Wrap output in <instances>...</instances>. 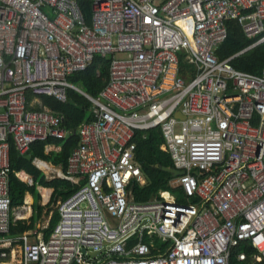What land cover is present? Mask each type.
Returning <instances> with one entry per match:
<instances>
[{
  "label": "built area",
  "instance_id": "1",
  "mask_svg": "<svg viewBox=\"0 0 264 264\" xmlns=\"http://www.w3.org/2000/svg\"><path fill=\"white\" fill-rule=\"evenodd\" d=\"M230 20L260 38L220 60ZM262 44L264 0H0V264H232L243 243L258 252L251 264H264V69L232 64ZM98 56L110 76L93 96L70 76ZM70 89L92 103L76 130L42 100L66 103ZM155 128L186 170L173 186L195 202L169 191L135 201L133 183L146 184L135 138ZM72 135L58 175L78 189L59 201L51 236H10L25 217L12 206V147L26 156ZM154 236L167 242L156 256Z\"/></svg>",
  "mask_w": 264,
  "mask_h": 264
},
{
  "label": "trees",
  "instance_id": "2",
  "mask_svg": "<svg viewBox=\"0 0 264 264\" xmlns=\"http://www.w3.org/2000/svg\"><path fill=\"white\" fill-rule=\"evenodd\" d=\"M87 13L90 16V8H87ZM228 36L225 42L218 48L216 55L220 60L232 57L244 51L252 44L257 42L260 37L248 38L241 25L236 20L227 22ZM111 60L98 56L95 62L89 66L85 71L76 72L70 76V80L79 85L85 92L98 96L101 90L106 86L110 76ZM235 69L242 72H250L253 74H260L264 69V44L255 48L247 50L240 54L232 61ZM187 65L182 58V68ZM45 106L50 107L55 112L66 116L65 126L69 129L76 130L81 124L88 121L89 109L92 103L83 95L69 90V98L67 103H62L54 98L42 97ZM137 142V159L141 165L143 173L146 177V184L139 185L133 183V197L137 202H148L156 197H159L161 191H169L178 196L180 203L195 202L197 199H188L184 193L183 187H174L173 184L179 177H175L172 173L161 170L157 164L175 166L172 155L161 148L164 142L162 132L159 128L150 131H140L135 138ZM61 146L60 154H46V143L40 142L32 146L29 154H32L34 159L41 158L51 161L63 169H67L68 158L73 149L77 146L78 138L72 135L66 141L51 140ZM11 167L13 168L12 182H11V197L13 208H19L25 205L26 197L30 193L37 198L35 202L36 215L29 220L14 221L11 229V235H19L36 228V224L40 216L44 213L45 206L41 204L42 195L38 191V187L54 190L52 200L49 203L52 211L51 220L48 228L45 229V238L48 239L57 225L60 214L58 210L59 201L67 200L78 189L70 180L55 178L50 180L44 175L33 161L27 159V155L23 156L13 146L11 151ZM26 171L34 177L35 186L31 187L16 176V172ZM154 240L156 249L152 250V255H158L163 252L167 242L159 240L157 236L154 238H146L149 242ZM136 239H131L130 244H134ZM248 254L246 262L238 261V254L240 252ZM258 253L252 246L247 243L241 244L239 247L233 249L232 264H251L252 256Z\"/></svg>",
  "mask_w": 264,
  "mask_h": 264
},
{
  "label": "crops",
  "instance_id": "3",
  "mask_svg": "<svg viewBox=\"0 0 264 264\" xmlns=\"http://www.w3.org/2000/svg\"><path fill=\"white\" fill-rule=\"evenodd\" d=\"M223 44V43H222ZM221 44V45H222ZM220 45V46H221ZM219 46V47H220ZM90 101V100H89ZM67 103V102H66ZM66 117V116H65ZM92 117H91V114L88 113V121L86 122H89L91 121ZM84 122V123H86ZM83 123V124H84ZM81 124V125H83ZM80 127V126H79ZM78 127V128H79ZM77 128V129H78ZM76 136V135H75ZM78 138V136H76ZM78 142H79V138H78ZM77 142V143H78ZM61 146L58 145V144H55V143H51V142H48L46 143V154H60V151H61ZM29 155V154H28ZM33 156V155H32ZM38 159V160H36ZM30 161H33V164L36 166V168H38V170H40L42 173H44L45 176H47V178H49L50 180H53L55 178H60L59 177V173H65L67 169H63L61 166H57L55 165L54 163H52L51 161H47V160H44V159H41V158H35L33 157L32 160ZM41 162L40 164H38L37 162ZM46 166H45V165ZM68 164V163H67ZM24 172V175H25V182L24 180H21V182L31 186V187H34L35 186V180H34V177L32 175H30L29 173H27L26 171H22ZM19 172H16L15 174H17ZM51 174H54L55 176H53L52 178L50 177ZM71 182V180H70ZM73 183V182H72ZM74 184V183H73ZM75 185V184H74ZM38 191L41 193L42 195V199H41V204L43 206H45V210H44V213L42 214V216H40V218L38 219L37 221V224H36V228L35 229H31L29 231H26L28 232L30 235H31V239L33 241H38L40 240L41 238L42 239H45V229L48 228V224L51 220V215H52V211L50 213H48V211L50 210V207H49V203L50 201L52 200V197H53V193H54V190H50V189H45L43 187H38L37 188ZM48 191V192H51V195L49 196L48 199H46L45 197V192ZM43 196L45 197V201H43ZM35 202H36V198L34 195L32 194H28L27 197H26V202H25V205L27 204L28 205V209H22L21 208L23 207H19V208H14L15 210V214H18L19 211H25V217L21 218V219H18V220H29L31 221L32 217L36 215V211H35ZM24 205V206H25ZM30 205V206H29ZM16 221V220H14ZM13 221V223H14ZM48 222V224H47ZM12 223V225H13ZM12 229V227H11ZM25 232V233H26ZM24 234V233H22ZM22 234H19V235H22ZM52 234V233H51ZM10 236H18V235H11V231L9 233ZM1 236V235H0ZM51 236V235H50Z\"/></svg>",
  "mask_w": 264,
  "mask_h": 264
},
{
  "label": "water",
  "instance_id": "4",
  "mask_svg": "<svg viewBox=\"0 0 264 264\" xmlns=\"http://www.w3.org/2000/svg\"><path fill=\"white\" fill-rule=\"evenodd\" d=\"M27 159L32 160L33 159L32 154L27 155ZM157 166L163 171H166L168 173H172L175 177H179V176L184 175L186 173V170L178 169L176 166H167V165H160V164H157ZM100 253L101 252H94V255H98Z\"/></svg>",
  "mask_w": 264,
  "mask_h": 264
},
{
  "label": "bare ground",
  "instance_id": "5",
  "mask_svg": "<svg viewBox=\"0 0 264 264\" xmlns=\"http://www.w3.org/2000/svg\"><path fill=\"white\" fill-rule=\"evenodd\" d=\"M44 165H45V164H44ZM45 166H46V165H45ZM50 195H51V192H48V191L45 192V197H46V199H48Z\"/></svg>",
  "mask_w": 264,
  "mask_h": 264
},
{
  "label": "rangeland",
  "instance_id": "6",
  "mask_svg": "<svg viewBox=\"0 0 264 264\" xmlns=\"http://www.w3.org/2000/svg\"><path fill=\"white\" fill-rule=\"evenodd\" d=\"M53 176H55L54 174H51L50 177L52 178ZM36 201H37V198H36ZM43 201H45V197L43 196ZM48 224V222H47Z\"/></svg>",
  "mask_w": 264,
  "mask_h": 264
}]
</instances>
